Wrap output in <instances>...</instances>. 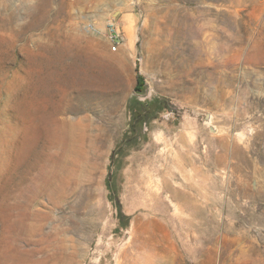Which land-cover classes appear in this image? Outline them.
<instances>
[{
    "label": "rangeland",
    "instance_id": "374dc122",
    "mask_svg": "<svg viewBox=\"0 0 264 264\" xmlns=\"http://www.w3.org/2000/svg\"><path fill=\"white\" fill-rule=\"evenodd\" d=\"M0 264H264V0H0Z\"/></svg>",
    "mask_w": 264,
    "mask_h": 264
},
{
    "label": "built area",
    "instance_id": "2783aa9c",
    "mask_svg": "<svg viewBox=\"0 0 264 264\" xmlns=\"http://www.w3.org/2000/svg\"><path fill=\"white\" fill-rule=\"evenodd\" d=\"M107 34L112 46V52H117L120 46L123 45L124 38L113 20L107 23Z\"/></svg>",
    "mask_w": 264,
    "mask_h": 264
}]
</instances>
